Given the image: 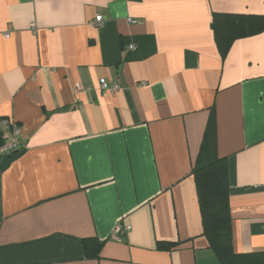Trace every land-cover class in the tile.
<instances>
[{"label": "crops", "instance_id": "1", "mask_svg": "<svg viewBox=\"0 0 264 264\" xmlns=\"http://www.w3.org/2000/svg\"><path fill=\"white\" fill-rule=\"evenodd\" d=\"M217 13L264 0H0V118L21 129L0 264H219L193 175L209 124L233 248L264 252V29L223 52Z\"/></svg>", "mask_w": 264, "mask_h": 264}, {"label": "trees", "instance_id": "2", "mask_svg": "<svg viewBox=\"0 0 264 264\" xmlns=\"http://www.w3.org/2000/svg\"><path fill=\"white\" fill-rule=\"evenodd\" d=\"M213 26L218 45L224 52L236 38L263 30L264 17L254 14L217 13ZM3 143L0 131V145ZM20 149L7 157L16 156ZM193 175L200 202L203 235L206 236L219 264H264V252H237L233 248L227 164L226 159L218 156L216 152V136L212 124L207 128ZM82 243L87 257L98 256L102 246L99 239L83 238ZM159 245L163 247L173 243L160 242Z\"/></svg>", "mask_w": 264, "mask_h": 264}, {"label": "built area", "instance_id": "3", "mask_svg": "<svg viewBox=\"0 0 264 264\" xmlns=\"http://www.w3.org/2000/svg\"><path fill=\"white\" fill-rule=\"evenodd\" d=\"M104 20V16L102 14H98L93 22L94 25H101ZM130 21H134L130 18ZM34 27L35 24L32 23ZM10 33L6 32L5 35L8 36ZM145 85V82H142ZM101 86L103 89H109L113 93L120 89L119 82H109L106 79L101 80ZM78 89H83L82 84L78 86ZM0 131L2 133V138L4 139V143L0 145V158L5 156H10L15 151L19 150L21 147L20 141V126L15 121H11L8 119H0ZM129 226H124L122 224L118 225L116 228V232H120L128 229Z\"/></svg>", "mask_w": 264, "mask_h": 264}, {"label": "water", "instance_id": "4", "mask_svg": "<svg viewBox=\"0 0 264 264\" xmlns=\"http://www.w3.org/2000/svg\"><path fill=\"white\" fill-rule=\"evenodd\" d=\"M21 141V140H20Z\"/></svg>", "mask_w": 264, "mask_h": 264}]
</instances>
